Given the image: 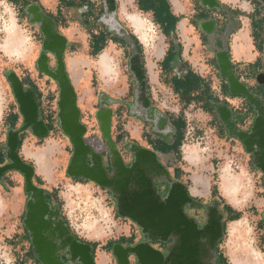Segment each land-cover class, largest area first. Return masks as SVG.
<instances>
[{"label":"rangeland","instance_id":"obj_1","mask_svg":"<svg viewBox=\"0 0 264 264\" xmlns=\"http://www.w3.org/2000/svg\"><path fill=\"white\" fill-rule=\"evenodd\" d=\"M257 1L259 4L253 7L244 6L245 0H240L238 8L245 14H252L254 11L253 17L262 15L264 18L262 0ZM83 11L84 9L66 13L64 17L67 27L61 25V31L67 32V28L79 27L81 24L78 20ZM24 14L19 7L0 0L1 108L8 110L10 105L15 107L13 103L16 104L5 74L14 72L21 80H28L35 87L36 95H39L40 118L49 129V133L40 139L29 131L24 132L21 135L19 154L26 163L33 165L34 183L51 193V196L53 195V202L60 207L63 222L67 228L82 242L93 245V257L96 264H102L106 259L111 260L110 264H117L111 254L112 246L118 242L123 243L122 240L139 241L140 229L130 220L117 214L116 203L110 191L85 179L70 178L66 175L72 147L58 126L56 106L58 87L54 81L37 71L36 61L43 37L38 26L30 23L25 11ZM143 16L151 23L149 13ZM105 19H107L106 14L102 16L101 21ZM116 19L121 25L124 24L118 12ZM152 26L154 35L157 36V39L153 40L154 50L145 48L142 60L143 64L148 65L158 64L160 57L157 54L161 53L162 47L169 42L161 36L158 26L155 24ZM82 27L81 36L75 38V42L66 48L65 60L68 62L73 82L79 88L76 94L80 104H83L79 110L81 121L86 127V142L92 145L106 161L108 149L102 139L95 116L101 94H105L115 102L109 106L113 111L111 137L124 162L130 160L126 147L131 143L153 150L150 144L152 141L158 137L167 140L170 137L168 142L170 144L174 131L169 119H181L185 124L183 140L179 147L181 158L178 159L174 153L155 152L169 174L176 181L186 185L191 195L201 204L210 206L214 201L218 202L219 211L225 217L223 236L216 246L217 253L221 257V264H232V256H235L233 251H230L228 243V227L232 222L229 218L233 214L226 210V206L230 207L233 213L240 214L237 220H240L246 229L245 237L248 246L264 255V176L254 167L252 156L244 150L241 143L235 137L228 136L215 113L213 104L230 105L236 110V114L244 115L245 120L237 123L239 129L243 131L249 129L254 112L249 105L247 108L248 103L241 96L231 98L226 96L225 99L221 97L225 94L219 93V87L215 83L212 64L207 62V60L211 61L212 54L205 49V43L200 45L199 53L196 51L199 47L198 43L196 46L192 43L186 61L191 63V68L208 83L211 97L215 99L218 96L216 97L218 102L209 105L202 100L191 101V97L182 98L181 95L174 93L171 79L174 77L181 80L187 71L186 68L181 67L174 72H169L166 79L161 77L159 84H150L151 86L148 85L149 82L147 83L145 72L146 92L151 105V109L145 112L142 104L135 106L134 103L137 84L129 69V59L135 55V52L131 51V54L127 47L125 50L119 45L109 43L107 52L112 68L109 74L102 76L97 66L99 55L94 58L89 56L88 37L85 27L83 25ZM12 29L15 30L16 38L25 50L19 56L10 57L4 53L3 48L7 34L12 32ZM263 30L264 22L256 24V38L260 37ZM195 36L197 34L193 33L189 39ZM127 43L130 44V41L127 40ZM186 45L187 43L184 47ZM49 63L51 67H54L55 62L51 56ZM256 79H251V82L264 87V83L258 84ZM254 94L260 95V93ZM242 99L244 101L239 102ZM102 105L107 106L104 102ZM153 111H157L158 114H154ZM46 113L49 115L47 116ZM214 117L218 123H215ZM21 123L22 120L16 121L14 128L20 127ZM129 125H133L137 134L131 131L127 134L124 131ZM3 140L6 141V135H0V145ZM186 149L190 151L185 157L183 150ZM0 150H2L1 147ZM223 178L226 179L224 185L234 180L238 182L239 188L234 198L236 201L232 202L231 198L224 195ZM4 184V186L0 185V264H37L29 248L28 235L22 223L27 199L23 191V177L17 172H10L5 176ZM190 214L201 223L205 217L202 211L196 210ZM130 264H135L133 258Z\"/></svg>","mask_w":264,"mask_h":264},{"label":"water","instance_id":"obj_2","mask_svg":"<svg viewBox=\"0 0 264 264\" xmlns=\"http://www.w3.org/2000/svg\"><path fill=\"white\" fill-rule=\"evenodd\" d=\"M107 19L105 26L116 36L127 35L126 30L116 19L115 0H104ZM204 7L219 9L216 0H198ZM30 23L36 24L42 34V43L36 61L37 71L54 81L58 87L57 120L58 126L69 140L72 152L66 167L70 178H82L110 191L116 203L117 214L130 220L146 237L143 243L112 246L111 254L117 264H129L128 257L135 259V264H215L216 246L223 236V215L219 204L214 201L206 206V222L203 225L188 216L183 207L201 210L204 205L193 200L189 189L179 181H172L169 172L159 161L153 150L131 143L126 147L133 153L134 159L129 166L120 155L111 137L113 111L109 107L115 102L105 94L99 96V108L96 120L105 146L108 149L109 164L112 170L108 174L103 156L85 140L86 127L81 121V112L77 106V95L67 72L65 51L67 39L59 33L54 20L33 4L25 8ZM213 22L202 23L201 29L210 32ZM55 65L51 67L49 57ZM219 76L226 81L231 96L245 98L254 112L253 121L247 131L240 130L237 123L245 120L244 115L231 111L228 105L215 103V113L226 129L229 137H235L244 150L252 156V164L264 176V100L260 95L250 92L233 73L226 50L216 54ZM129 69L135 78L137 90L135 106L141 105L145 112L151 109L147 97L145 70L141 58L135 54L129 59ZM5 78L14 97L22 123L17 129L6 134L4 148L6 163L0 165V185L5 176L17 172L24 180V193L28 196L24 206L23 227L27 231L34 257L41 264H96L91 253L92 247L77 241L64 224L58 208L51 209L46 192L33 181L35 170L19 154L21 134L29 131L37 138H44L49 129L40 118L38 99L34 89L25 87L14 73L5 74ZM259 84L260 76L257 78ZM107 106H103L102 103ZM153 113L158 114L157 111ZM155 178H163L169 184L164 198L157 192ZM55 220H52V219ZM171 240L164 255L150 247L148 242L166 243ZM68 255L66 263L60 252ZM206 260L207 263L203 261Z\"/></svg>","mask_w":264,"mask_h":264},{"label":"crops","instance_id":"obj_3","mask_svg":"<svg viewBox=\"0 0 264 264\" xmlns=\"http://www.w3.org/2000/svg\"><path fill=\"white\" fill-rule=\"evenodd\" d=\"M125 1L127 0H115L119 17L121 18V20L123 19L124 22V24H122L123 25L122 27L127 32L126 36L120 37L125 40V45L124 46L120 45L121 47H123L124 49L127 47L130 53L131 51L132 53L135 52V54H138L140 56L141 61L143 60L145 47L144 45L141 44L138 37L134 33L131 24L124 16L125 12L131 13L135 11L142 15L149 13L151 15V23L158 26L161 32V36L164 38V40H169L168 44H166L165 47H162L163 49L161 53L157 54L160 57L158 60V64L153 65L150 63V65H148L146 63L145 64L142 63L144 66V70L146 72V76L148 79L147 83L149 82L148 83L149 86H151L150 84L152 85L159 84L161 77L166 79L167 74L169 72L163 70L161 63L168 53H174L180 51L179 56L181 58V62L174 69L170 70V72H174L175 70H177V68H181V67L184 69L185 66L187 65L189 70L191 69L195 74H197L193 70V68H191L190 66L191 63H188L186 60L187 57L189 56L192 43L195 46L198 43L199 47L196 50L198 51V53L201 51L200 45L202 43H205L204 44L206 45L205 49H208L209 53L212 54L211 61L209 62V60H207V62L212 64L213 73L216 80L215 83L219 87V93L221 94L222 92H224L225 94V96H221L223 97V99H225L224 97L226 96L230 98L234 97L229 94L226 81L221 79L219 76V67L217 65L215 56L217 53L224 50L228 52L233 73L236 75L239 81L245 84L250 92L258 93V94L262 93V95L264 96V89L261 90V86L259 87L256 83L254 84L251 82V79L258 78L259 76L260 78H262L260 79V81H264V30L261 32L260 37L256 38V24H258L259 22L261 23L264 22V18L262 15L253 17L254 11L252 14H245L241 12L238 8V5L240 4V0H216V2L219 5V9L216 8L209 9L207 7H204L201 4V2L198 0H163L168 6L169 13L177 19L175 22L174 30L172 32H169L168 34H165L163 31L164 28L167 26V24L165 23L164 25H160L155 20L152 11L147 13L142 12L139 9L138 0H128V3L127 2L125 3ZM153 1L155 2L156 7H159L161 0H153ZM83 2L88 3L90 7L93 8L95 14H97L96 12H99L100 10L103 9V13L99 18V22H101V24L105 26V24L101 21L102 16L106 14L105 1L83 0ZM175 3H177L176 4L177 10H175L176 8V6L174 5ZM33 4L39 6L43 13H45L48 17L54 20L55 24L57 25V30L68 41L67 48L69 47V45L75 42V38H79L81 36V31H83L81 30V28H83L81 24L82 21L81 15H83V13L87 11V6H83L80 9H63L59 14L58 13L59 0H36V3ZM33 4H29V5H33ZM257 4H259V1L257 0H245L244 2V6L250 5L255 7ZM262 4L264 5V0H262ZM81 9H84V11L80 13V20H78L81 25L79 27L77 26L75 29L67 28V32L61 31V25H64L63 27L65 28L67 27L65 26L66 23H65L64 15L66 13H69L70 11H79ZM205 22H213L212 24L213 27L211 28L212 30L208 33L203 31L200 26L202 23ZM105 28L108 33L116 36L115 33L111 32L106 26ZM259 31H261V29ZM98 32H100V28L96 27L94 29V33H98ZM193 33L197 34V36H195L193 39H189L190 35H192ZM130 35L135 36L139 41L141 45L142 54H139L135 50V46L130 41V37H129ZM87 37H88L87 39H89L88 33H87ZM154 39H157V36L156 37L154 36L151 39L150 43L152 47L150 49L152 50H154V45H153ZM127 40L130 41V44L127 43ZM185 43H187V45L184 47ZM108 44L103 51H107L109 49L107 48ZM88 48H89V44H88ZM65 63L74 90L77 93V90H79V88L73 82L71 73L68 68V62L66 60ZM254 74L256 76H254ZM198 76L202 77L201 75ZM256 81L258 83L257 79ZM216 97L215 99H217ZM243 101H244L243 99L239 100V102L241 103ZM13 105H15V107H12V105H10V108L7 110V108L2 109L1 108L2 105L0 104V123H1L0 135H6L9 130L15 129L13 128V122H12L13 119L16 118L17 122L19 120H22L17 105L14 103ZM77 106L80 109L83 107V104L82 103L80 104L79 102V97H77ZM228 106L229 108H231L232 112L234 113L236 112V110L232 106L230 105ZM246 106L248 108V104H246ZM214 119L216 120L215 117ZM215 123H218L217 120L215 121ZM1 128H3L2 129L3 131L1 130ZM124 131H126L127 134L130 133V131L133 134H137V131L135 130L133 125H129L128 129L125 128ZM2 142L3 143L0 145L2 150H0V152L4 155V163H5L6 162V155H5L6 150L4 148L5 140H3ZM168 142H170V137L168 140L158 137L155 139V141H152L150 144L153 147V151H156L162 143H168ZM4 185L5 184H3L2 186ZM110 263H111L110 259L109 260L106 259L105 261L102 262V264H110Z\"/></svg>","mask_w":264,"mask_h":264},{"label":"trees","instance_id":"obj_4","mask_svg":"<svg viewBox=\"0 0 264 264\" xmlns=\"http://www.w3.org/2000/svg\"><path fill=\"white\" fill-rule=\"evenodd\" d=\"M6 2L19 7L21 12L24 14L23 9L28 6L29 4L36 3V0H5ZM139 9L144 12H153L155 20L160 24L164 25L165 23L167 26L164 28V33L168 34L169 32H172L174 30L176 18L173 17L169 11L168 6L166 5L165 1L161 0L159 7H156V4L153 0H138ZM83 6H87V11L81 15V24L86 28L87 33L89 34L88 44H89V56L96 57L99 55L104 48L107 46L109 42L116 44V45H125V40L111 35L107 32L104 25H102L99 22V18L101 14L103 13V9L98 12V14L94 13V10L90 5L86 2H83V0H59V10L58 13L60 14L63 9H80ZM25 15V14H24ZM25 17H27L25 15ZM98 27L100 28V32L94 33V29ZM130 41L135 46V50L142 54L141 45L137 38L133 35H130ZM179 52L174 53H168L167 56L162 61V68L163 70H166L170 72V70L174 69L180 62L181 58L179 56ZM186 73L182 77L181 80L175 79L174 77L171 79V86L174 93H177L182 96V98H189L191 97L192 100H202L205 104H211L214 102H218V100L214 99L210 95V86L208 83H206L203 79H201L197 74H195L191 69H188V66H185ZM22 84L26 87H30L35 89V87L30 84L28 80H21ZM264 87H261V90H263ZM262 92V91H261ZM190 95V96H189ZM261 97L264 100V96L262 93L260 94ZM37 99H39V95L37 94ZM189 101V100H188ZM170 125L172 126V129L174 131V135L172 137V142L170 144L168 143H162L159 148L156 150L157 152L161 154H170L174 153L178 159L181 158V154L179 152V147L183 140V129H184V122L177 118L175 119H169ZM17 119H13V128L15 127ZM19 145V149H20ZM168 158V157H167ZM166 158V159H167ZM4 162V155L0 152V164ZM46 192V195H50L51 193ZM53 194V193H52ZM53 196V195H52ZM228 212H232L231 218L229 220L234 221L237 220L240 216L239 213L234 212L230 207H225ZM228 220V218H227ZM129 241H132L131 239H128ZM125 242L124 240H122ZM127 241V240H126ZM93 246V245H92ZM216 254H217V263L221 262V257L217 253V247H216Z\"/></svg>","mask_w":264,"mask_h":264},{"label":"bare ground","instance_id":"obj_5","mask_svg":"<svg viewBox=\"0 0 264 264\" xmlns=\"http://www.w3.org/2000/svg\"><path fill=\"white\" fill-rule=\"evenodd\" d=\"M128 3V0L125 3ZM177 3L174 5L176 6ZM177 10V6L175 8ZM124 16L131 24L134 33L138 37L139 41L145 48H151V39L154 37L155 32L151 23L145 19V17L135 11L128 13L125 12ZM17 35L15 30L8 32L7 38L4 45V53L10 57L19 56L25 50L21 46L20 42L17 40ZM99 70L102 76L107 75L111 72L112 66L110 65L109 55L107 51H103L99 54L98 62ZM109 71V73H108ZM1 104V101H0ZM190 150H183L184 156L189 154ZM243 175V174H242ZM225 178H223V188L224 195L231 198L232 202L236 201L235 194L238 192L237 181H232L227 185H224ZM245 184V183H244ZM248 232V231H247ZM246 229L241 224L240 220L232 221L229 223L228 227V243L235 256H232V264H264V255L249 247L246 243Z\"/></svg>","mask_w":264,"mask_h":264},{"label":"flooded vegetation","instance_id":"obj_6","mask_svg":"<svg viewBox=\"0 0 264 264\" xmlns=\"http://www.w3.org/2000/svg\"><path fill=\"white\" fill-rule=\"evenodd\" d=\"M28 19H29V17H28ZM38 107H39V104H38ZM22 134H23V133H22ZM22 134H21V135H22ZM20 137H21V136H20ZM127 152H128V151H127ZM128 153H129V155H130V160H129L128 162H125V165H126V166H129V165L131 164V162L133 161V159H134L133 153H131V152H128ZM6 161H7V159H6ZM159 161H160V159H159ZM160 162H161V161H160ZM5 163H6V162H5ZM161 163H162V162H161ZM2 164H4V162H3ZM0 165H1V164H0ZM104 165H105V169L107 170L108 174H111V173H112V170H111V168H110V164H109V154L107 155L106 161H104ZM163 166H164V165H163ZM167 171H168V170H167ZM170 177H171V180H172V181H176V179H174L171 175H170ZM161 180H163V178H161V179H159V178H155V179H154V184H155V186L157 187V192H158V194L161 196V198H164V197L166 196L168 190H169V184L166 183V182H164V181H161ZM108 191H109V190H108ZM111 195H112V194H111ZM46 196H47V202L51 205V209L54 210L55 208H58L59 211H60L61 219L63 220V218H62V213H61V210H60V207H59L58 205H56V204L53 202V199H52V196H51V195H46ZM27 197H28V196H27ZM193 200H195V201L201 203V202H200L199 200H197L195 197H193ZM206 206H207V205H204V208H202L201 210H197V211H202L203 213H205V217H204V220L202 221V223H201L200 221H197V220H196V221L198 222L199 226L205 224V222H206V211H205ZM183 210H184V212H185L188 216L194 218L190 213L193 212V211H196V210H194V209H190L188 205H185V206L183 207ZM222 215H223V225H224L225 217H224V214H223V213H222ZM52 220H55V219L53 218ZM25 231H26V230H25ZM26 232H27V231H26ZM72 234H73V233H72ZM140 234H141V232H140ZM27 235H28V233H27ZM75 238L77 239V241H79V242H81V243H84V242H82L80 239H78L77 237H75ZM28 240H29V248H30V250H31V252H32V246H31V243H30L29 236H28ZM145 241H146V237H145L144 235L141 234V239H140L139 241H136V242H123V243H121V242L119 243V242H118L117 244H120V245H123V246H129V245H135V244L143 243V242H145ZM87 244L90 245V243H87ZM115 244H116V243H115ZM148 244H149L150 247L153 248L154 250L159 251V252H161L162 254L165 255V254L167 253L168 247H169L170 244H171V240H169V241L166 242V243H162V242H148ZM90 246L92 247V245H90ZM91 253H92V255H93V249H92ZM32 255H33V253H32ZM33 257H34V255H33ZM60 257H61V259L64 261V263L67 262V260H68V255H67L66 253H64L63 251H61V252H60ZM132 258L134 259V257H132L131 255L128 257V259H129V264H130V261H131ZM34 259H35V261H36L37 264H41V263H40L35 257H34ZM134 260H135V259H134ZM216 261H217V259H216ZM216 261H215V264H220L219 262L217 263ZM203 262H204V263H207L206 260H204Z\"/></svg>","mask_w":264,"mask_h":264},{"label":"built area","instance_id":"obj_7","mask_svg":"<svg viewBox=\"0 0 264 264\" xmlns=\"http://www.w3.org/2000/svg\"><path fill=\"white\" fill-rule=\"evenodd\" d=\"M46 115L48 116L49 114H48V113H46Z\"/></svg>","mask_w":264,"mask_h":264}]
</instances>
